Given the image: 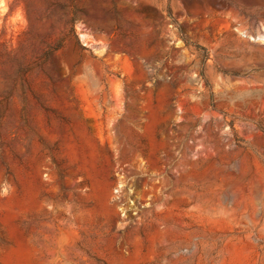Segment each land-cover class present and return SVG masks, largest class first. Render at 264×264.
Wrapping results in <instances>:
<instances>
[{"label": "rangeland", "instance_id": "rangeland-1", "mask_svg": "<svg viewBox=\"0 0 264 264\" xmlns=\"http://www.w3.org/2000/svg\"><path fill=\"white\" fill-rule=\"evenodd\" d=\"M0 264H264V0H0Z\"/></svg>", "mask_w": 264, "mask_h": 264}, {"label": "trees", "instance_id": "trees-1", "mask_svg": "<svg viewBox=\"0 0 264 264\" xmlns=\"http://www.w3.org/2000/svg\"><path fill=\"white\" fill-rule=\"evenodd\" d=\"M57 49H59V48H57ZM57 49L56 48H51L50 50H49V55H51L53 52H56L57 51Z\"/></svg>", "mask_w": 264, "mask_h": 264}]
</instances>
